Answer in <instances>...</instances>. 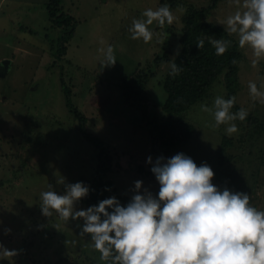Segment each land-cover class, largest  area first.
Returning a JSON list of instances; mask_svg holds the SVG:
<instances>
[{
    "label": "rangeland",
    "instance_id": "rangeland-1",
    "mask_svg": "<svg viewBox=\"0 0 264 264\" xmlns=\"http://www.w3.org/2000/svg\"><path fill=\"white\" fill-rule=\"evenodd\" d=\"M173 1L177 20L170 31H165L167 24L160 28L154 22L153 39L144 43L132 40L128 28L134 18H143L145 9L158 8L159 0H60L76 25L65 53H59L62 29L50 24L47 0H0V60H10L0 76V244L19 253L0 258V264H31V258L36 264L58 259L59 264L105 263L90 247V237L79 235L82 220L65 223L55 213L42 218L39 207L40 193L49 190V184L62 194L64 185L57 183L61 178L88 186L95 170V145L83 135L70 107L85 115L87 132L118 149L105 175L115 189L106 198L115 196L126 204L136 180L155 195L159 185L147 157L155 161L182 152L197 166L207 163L218 188L248 193L250 205L264 211V131L255 130L246 118L233 122L238 132L229 136L227 125L213 129L212 115L201 110L202 104L211 107L216 96L228 98L225 71L204 98L183 112L194 125L185 145L165 151L149 135L148 120L159 122L167 116L163 79L180 49L178 27L186 12L180 9L207 6L211 0ZM236 10L233 0H218L206 19L223 26ZM230 37L238 44L235 35ZM107 45L113 46L117 62L102 68L98 50ZM166 47L169 60H155ZM239 49L243 57L238 62L236 103L264 122V104L253 102L248 90V82L254 81L264 91V59L253 68L251 49ZM137 70L151 72L145 81L149 100L141 108L126 105L120 89L123 77ZM75 208L88 207L80 200ZM7 229L11 231L5 234ZM33 233L38 234L36 241Z\"/></svg>",
    "mask_w": 264,
    "mask_h": 264
},
{
    "label": "clouds",
    "instance_id": "clouds-1",
    "mask_svg": "<svg viewBox=\"0 0 264 264\" xmlns=\"http://www.w3.org/2000/svg\"><path fill=\"white\" fill-rule=\"evenodd\" d=\"M233 2L238 10L221 23L224 31L238 38L241 49H251V66L257 68L264 59V0ZM141 16L131 21L128 32L132 40L144 43L153 39L150 26L154 22L163 28L177 20L167 4L155 10L147 8ZM207 40L217 56L232 43L212 36ZM204 43L198 39L196 47L201 49ZM98 51L103 57L102 68L115 65L112 45ZM181 71L175 62L170 64V76ZM248 90L253 102L264 104V91L256 82L249 81ZM235 103V96H216L211 107L202 104L201 110L212 115L210 127L227 125L225 132L231 136L238 132L233 122L244 121L249 114L243 107L233 113ZM146 163L159 185L155 195L136 180L126 204L112 196L77 210L75 205L89 194V186L83 182L67 184L61 178L57 183L64 185L62 194L51 184L40 193L41 214L50 218L55 213L65 223L82 220L79 235L90 237V247L100 253L105 264H264V211L250 205L248 193L218 188L212 183V168L204 162L197 166L182 152L170 158L161 155L155 161L149 156ZM18 254V250L0 244V258Z\"/></svg>",
    "mask_w": 264,
    "mask_h": 264
},
{
    "label": "trees",
    "instance_id": "trees-1",
    "mask_svg": "<svg viewBox=\"0 0 264 264\" xmlns=\"http://www.w3.org/2000/svg\"><path fill=\"white\" fill-rule=\"evenodd\" d=\"M159 1L160 6L167 4L170 9L174 5L173 0ZM217 1L218 0H211L207 6H189L181 17V24L178 27L180 30V49L179 54L173 58L172 62L181 66L183 71H181L179 75L173 77L169 75L170 65L168 66L163 79L166 98L162 105L167 116L159 122H156L154 119L148 120L149 135L156 140L159 146L158 148L161 146L165 151L167 149L171 150L173 147L183 146L190 140L194 132V125L185 118L183 112L206 96L207 92L222 72L225 71L227 97L234 96L236 93L239 77L238 62L243 57V54L237 42L224 31L223 26L206 19V15H208ZM46 9L50 24L62 29L61 35L58 38H64V45L62 44V48H60L61 46L56 48V51L65 53V42H67L74 33L76 20L72 15L63 11L60 0H47ZM170 26L171 25H167L165 28L166 32L170 31ZM208 36H212L215 39L222 38L230 40L232 42L231 46L223 55L217 56L215 55L214 48L207 40ZM198 39L205 40L204 47L201 49L196 47ZM54 42H56V39H53V43ZM169 52L167 47L164 48L162 52L155 56V60L168 61ZM57 58H60V56H56V59ZM233 61H236V63H233ZM150 74L151 72L149 71L137 70L123 77L120 89L126 105L130 104L141 108V103H146L147 100H149L145 93V81ZM68 91L69 89H64L66 95ZM234 108L239 110L241 107L235 103ZM70 109L78 118L79 128L83 135L93 142L96 150L97 160L95 163V170L93 176L87 181L90 191L86 197L81 199V201L89 207L96 205L100 200L106 199L107 192L115 189L113 185L106 180L105 175L106 171L111 167L114 155L118 154V149H111L97 136L87 132L84 126L85 115L77 108L70 107ZM246 118L248 123L254 126L255 130L264 131V122L260 121L257 116L249 114ZM225 138L228 139V137ZM158 152L161 153V151ZM37 235V233L32 234V238L35 241ZM35 241H32V244H34ZM28 248L29 246H23L25 250H28ZM27 260H29L28 257ZM31 260L33 261L31 264H36V260L32 258ZM45 264H59V259L56 262L49 261Z\"/></svg>",
    "mask_w": 264,
    "mask_h": 264
},
{
    "label": "water",
    "instance_id": "water-1",
    "mask_svg": "<svg viewBox=\"0 0 264 264\" xmlns=\"http://www.w3.org/2000/svg\"><path fill=\"white\" fill-rule=\"evenodd\" d=\"M10 60L8 58H3L0 60V76H3L8 68Z\"/></svg>",
    "mask_w": 264,
    "mask_h": 264
}]
</instances>
